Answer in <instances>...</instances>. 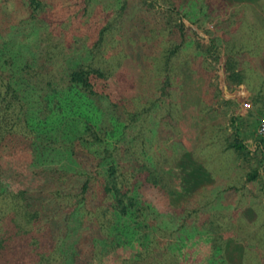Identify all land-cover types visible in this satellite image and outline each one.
<instances>
[{"label":"trees","instance_id":"1","mask_svg":"<svg viewBox=\"0 0 264 264\" xmlns=\"http://www.w3.org/2000/svg\"><path fill=\"white\" fill-rule=\"evenodd\" d=\"M93 2L73 0L60 10H73L71 23L81 27L80 17L96 10ZM161 2L178 15L166 14L159 35L166 32L172 44L159 47L154 59L164 73L159 86L164 93L172 71L176 75L182 69L173 58L187 41L183 19L197 23L195 10L215 6L211 0ZM53 6L49 0H0V264H227L219 243L208 231L200 233L206 221L198 217L199 202L192 209L167 206L166 214L150 200L146 184L164 195L172 191L165 190L164 177L146 154L148 128L133 132L148 107L139 113L121 101L115 67L101 49L114 24L122 37L134 26L140 29L138 13L128 10H151L152 0H113L104 6L115 15L104 17L91 33L84 24L77 36L86 44L80 56H73L77 47L69 42L77 40L75 32L59 43L49 37L64 12L50 14L47 34L40 33L38 17ZM189 42L205 59L225 58L219 63L226 79L242 83L228 56L233 49L224 45L220 53L215 37L207 44ZM143 44L152 49L153 41ZM219 84L224 90V79ZM237 133L233 145L241 149ZM137 148L144 153L134 156ZM190 217L193 230L188 232ZM196 235L206 241L198 242ZM190 246L209 249L191 255Z\"/></svg>","mask_w":264,"mask_h":264},{"label":"rangeland","instance_id":"2","mask_svg":"<svg viewBox=\"0 0 264 264\" xmlns=\"http://www.w3.org/2000/svg\"><path fill=\"white\" fill-rule=\"evenodd\" d=\"M72 1L49 0L55 8L43 10L38 17L41 34H47L49 15L56 13L58 16V11L64 12L60 9ZM112 1L94 0L91 6L96 10H87L86 15L80 17L81 27L71 23L73 10H66L63 13L65 19H58L59 25L49 37L54 42H64L73 31L77 39L69 41L77 47L73 56L84 54L86 44L79 41L78 32L84 31L85 24L89 26L86 31L91 33L102 24L104 17L107 20L113 18L116 10L104 7ZM211 1L214 2V10H195L197 23L187 17L183 19L187 41L179 55L173 58L182 69L176 75L172 71L170 86L164 93L159 88L164 73L154 65V59L158 57L161 46L172 44L166 32L165 37L159 35L164 34L161 32L167 20L166 14L169 13L172 19H177L178 15L166 10L161 0H152L154 6L151 10H128L138 13L139 25L149 32L148 37L136 26L131 28L133 31L129 36L122 37L114 24L107 32L101 49L108 64L115 67L113 76L122 95L121 101L139 113L148 107L146 117H137L139 120L134 122L133 132L138 127L148 128L150 144L146 154L150 157L151 167L164 177L165 190L170 188L172 191V194L164 195L158 192L157 187L146 184L150 200L166 214L167 206L179 208L186 205L187 209H192L199 202L202 208L198 217L206 221L199 225L200 233L208 231L207 235L219 243L227 264H264V193L258 190L257 184L251 185L246 180L251 158L257 156L256 151L260 147L257 128L261 120L255 119L256 112L241 117L239 105L243 100L233 103L231 99L236 89H243L245 81L247 86L250 85V80L244 76L259 71L253 67L252 61L255 54H259L260 46L264 47V0ZM182 11L190 16L194 13L193 10L192 13L191 10ZM1 17L0 13V20ZM95 21L100 22L96 24ZM8 24L7 21L5 25ZM166 31L168 33L169 29ZM209 37L217 38L220 53L225 46L228 50L233 49L228 56L234 62L235 71L240 72L242 83H231L226 79L219 63L225 58L221 57L219 62L210 57L205 59L189 42L190 39H198L201 44H207ZM149 40L153 41L152 49L142 45ZM208 61L210 65L206 64ZM62 65L65 67L66 62ZM188 66L192 71L186 69ZM222 79L225 81L224 90L219 84ZM236 128L244 145L241 149L233 145ZM140 146L143 148L142 144ZM143 153V149L137 148L134 156ZM192 219L185 221L188 232L193 230L189 226ZM196 237L198 242L206 241L199 235ZM200 249L209 248L190 246L187 253L192 255L201 252Z\"/></svg>","mask_w":264,"mask_h":264},{"label":"crops","instance_id":"3","mask_svg":"<svg viewBox=\"0 0 264 264\" xmlns=\"http://www.w3.org/2000/svg\"><path fill=\"white\" fill-rule=\"evenodd\" d=\"M262 46H260L261 50L259 51V54L256 53V56L252 61L254 62L253 67L257 68L259 71H257V74L253 71V75L250 74V76H244L246 80H250V85L247 86V83L244 80L243 89H236L231 97V99L234 100L233 103L241 102L240 100H243L241 105H239L241 109V117L256 112L258 115L255 116V119H258L259 121L264 118V47L262 48ZM235 121L236 120H234L233 123H236ZM254 126L256 125L254 124ZM236 131L238 132L237 128ZM249 141L250 139L248 142ZM260 142V147L256 151L258 152L256 154L257 156L253 155L251 158L249 164L250 169L247 172L246 180L249 181L251 185L257 184L258 190L264 193V140L260 138ZM251 188L257 189L253 186H251Z\"/></svg>","mask_w":264,"mask_h":264},{"label":"built area","instance_id":"4","mask_svg":"<svg viewBox=\"0 0 264 264\" xmlns=\"http://www.w3.org/2000/svg\"><path fill=\"white\" fill-rule=\"evenodd\" d=\"M257 133L264 140V118L260 121L258 128H257Z\"/></svg>","mask_w":264,"mask_h":264}]
</instances>
